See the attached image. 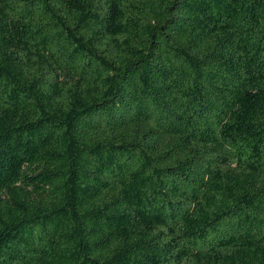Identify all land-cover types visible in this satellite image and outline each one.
Listing matches in <instances>:
<instances>
[{"label":"trees","instance_id":"1","mask_svg":"<svg viewBox=\"0 0 264 264\" xmlns=\"http://www.w3.org/2000/svg\"><path fill=\"white\" fill-rule=\"evenodd\" d=\"M0 264H264V0H0Z\"/></svg>","mask_w":264,"mask_h":264}]
</instances>
